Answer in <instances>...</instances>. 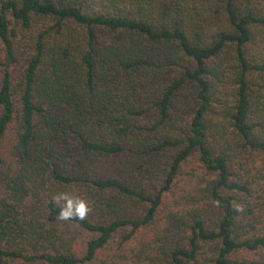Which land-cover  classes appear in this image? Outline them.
I'll return each instance as SVG.
<instances>
[{"label":"trees","instance_id":"obj_1","mask_svg":"<svg viewBox=\"0 0 264 264\" xmlns=\"http://www.w3.org/2000/svg\"><path fill=\"white\" fill-rule=\"evenodd\" d=\"M0 264H264V0H0Z\"/></svg>","mask_w":264,"mask_h":264},{"label":"clouds","instance_id":"obj_2","mask_svg":"<svg viewBox=\"0 0 264 264\" xmlns=\"http://www.w3.org/2000/svg\"><path fill=\"white\" fill-rule=\"evenodd\" d=\"M54 200L56 202L65 201L59 213V219L61 220H67L72 217L83 220L89 211L87 204L83 200L73 199L66 193H61L59 196L54 197Z\"/></svg>","mask_w":264,"mask_h":264}]
</instances>
